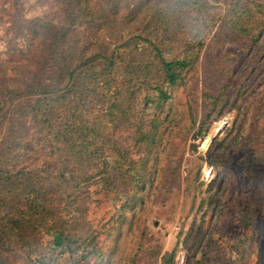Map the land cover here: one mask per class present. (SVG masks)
<instances>
[{
  "label": "rangeland",
  "instance_id": "1",
  "mask_svg": "<svg viewBox=\"0 0 264 264\" xmlns=\"http://www.w3.org/2000/svg\"><path fill=\"white\" fill-rule=\"evenodd\" d=\"M64 1L0 0L1 80L25 58L31 20L59 23ZM221 8L190 13L192 25L165 46L169 59L192 55L175 83L157 67L134 71L129 87L152 97L142 112L155 122L135 124L154 139L134 157L141 182L122 197L91 187L84 220L70 226L73 244L52 250L55 264H264V22L208 20ZM138 48L120 51L125 85V63L148 61ZM154 85L165 101L153 98Z\"/></svg>",
  "mask_w": 264,
  "mask_h": 264
},
{
  "label": "trees",
  "instance_id": "2",
  "mask_svg": "<svg viewBox=\"0 0 264 264\" xmlns=\"http://www.w3.org/2000/svg\"><path fill=\"white\" fill-rule=\"evenodd\" d=\"M217 7L219 16L193 21L264 22L263 0H65L59 23L31 20L25 58L0 79V264H55L52 250L73 244L70 226L84 220L91 187L122 197L141 182L134 157L154 139L135 124L155 122L142 112L152 97L129 87L133 73L157 67L175 83L192 55L169 59L165 46L192 25L190 13ZM138 45L148 61L125 63V85L120 51ZM153 88V98H168Z\"/></svg>",
  "mask_w": 264,
  "mask_h": 264
}]
</instances>
